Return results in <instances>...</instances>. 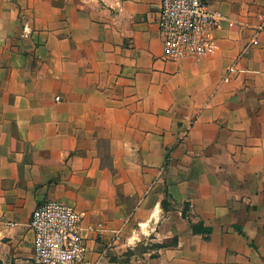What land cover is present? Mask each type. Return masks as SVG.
<instances>
[{
    "label": "crops",
    "instance_id": "crops-1",
    "mask_svg": "<svg viewBox=\"0 0 264 264\" xmlns=\"http://www.w3.org/2000/svg\"><path fill=\"white\" fill-rule=\"evenodd\" d=\"M210 5L212 50L168 60L160 0H0V264H36L45 201L83 264H264V0Z\"/></svg>",
    "mask_w": 264,
    "mask_h": 264
},
{
    "label": "built area",
    "instance_id": "built-area-1",
    "mask_svg": "<svg viewBox=\"0 0 264 264\" xmlns=\"http://www.w3.org/2000/svg\"><path fill=\"white\" fill-rule=\"evenodd\" d=\"M221 21L223 16L212 10L210 0H160L156 22L166 59L207 55L213 48L211 32L219 28ZM82 218L73 206L64 203L39 204L29 221L33 233V261L36 264H83L87 248L82 237Z\"/></svg>",
    "mask_w": 264,
    "mask_h": 264
},
{
    "label": "trees",
    "instance_id": "trees-1",
    "mask_svg": "<svg viewBox=\"0 0 264 264\" xmlns=\"http://www.w3.org/2000/svg\"><path fill=\"white\" fill-rule=\"evenodd\" d=\"M183 217L188 219L187 215V208L183 209L182 211ZM191 224V230L194 234H203L204 238L207 239L208 235L210 234V230L207 228H204L201 223L193 224L191 221H189ZM166 245H156L157 248L164 247Z\"/></svg>",
    "mask_w": 264,
    "mask_h": 264
}]
</instances>
